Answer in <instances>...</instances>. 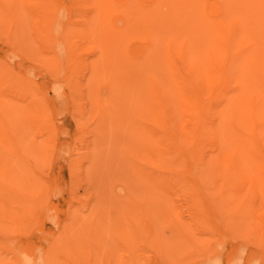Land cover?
I'll list each match as a JSON object with an SVG mask.
<instances>
[{
    "label": "rangeland",
    "instance_id": "rangeland-1",
    "mask_svg": "<svg viewBox=\"0 0 264 264\" xmlns=\"http://www.w3.org/2000/svg\"><path fill=\"white\" fill-rule=\"evenodd\" d=\"M157 3L0 0V264H264L255 154L208 162L252 137L216 119L232 80Z\"/></svg>",
    "mask_w": 264,
    "mask_h": 264
},
{
    "label": "bare ground",
    "instance_id": "bare-ground-1",
    "mask_svg": "<svg viewBox=\"0 0 264 264\" xmlns=\"http://www.w3.org/2000/svg\"><path fill=\"white\" fill-rule=\"evenodd\" d=\"M157 1V7L161 5V9L167 17H172L175 14L174 12H176L179 15L177 19L184 21V23L179 25L176 20H170L173 23L170 25L172 29H167V32L172 31L174 36H179L186 30L185 21L195 24L193 31L201 49V51L197 50V54H193V57L198 59L194 60L195 64L198 63L200 65L201 59H207V62L221 79L232 80L225 88L222 97V102L225 99L227 100L224 106L227 105L223 107L225 110L222 113L220 112L216 119L225 121L227 117H230L232 123L234 121L238 125L243 124L245 126V121H247L248 130L252 132V137H249V140L242 135L245 132L244 126L237 129V133H240V139L236 140L231 134H225L232 142L230 145L234 146L236 151L227 152L226 149H221L219 156L210 159L208 162H212L210 164L218 163L219 165L224 163L223 156H233L239 151L236 148L239 145L240 149L243 147V149L248 151L250 147V151L255 154L254 156L257 159L255 160L257 165L264 172V150L260 149L261 142L258 140L264 135V0ZM206 5L210 9L213 8L216 14H204ZM139 18L142 19V16L140 15ZM151 20L150 23L146 24L151 27L155 26V23ZM114 26L116 29L113 30V33L118 34L121 38L125 28L118 25ZM163 26L165 27L164 24ZM113 39L117 40L118 38ZM165 39L167 40L166 46L171 51L175 43L174 37H166ZM217 63L221 65L220 69H216ZM96 66H99L98 63ZM96 69L98 68H94V70ZM194 99H198L197 92H194ZM188 104L187 108L190 110L192 108L197 115H200L196 111L197 102L193 100V102H188ZM195 113L194 119L197 120ZM223 121L215 123L213 128L218 132L223 131L225 133L224 129L226 126L223 125ZM256 121H260L259 129H256ZM198 138L199 136L194 137L192 145L189 147H187L188 144H184L185 152L195 147L196 143L199 142ZM182 148L181 143L176 145L178 152L182 151ZM239 164L238 162V166ZM197 165L201 166L202 162L198 161ZM197 169L199 172V168ZM209 170L210 172L213 171L210 168ZM195 171H193L194 174L198 173L197 170ZM206 173L205 171L204 175ZM237 173H241V171H237ZM197 175L195 174L194 177L197 178ZM23 263L25 264V261H20V264Z\"/></svg>",
    "mask_w": 264,
    "mask_h": 264
}]
</instances>
